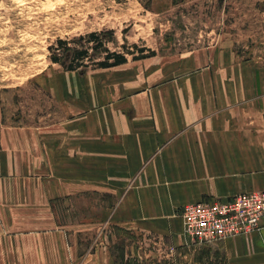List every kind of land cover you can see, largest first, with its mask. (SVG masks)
I'll use <instances>...</instances> for the list:
<instances>
[{
	"label": "crops",
	"instance_id": "crops-1",
	"mask_svg": "<svg viewBox=\"0 0 264 264\" xmlns=\"http://www.w3.org/2000/svg\"><path fill=\"white\" fill-rule=\"evenodd\" d=\"M36 82L56 116L0 124V264H116L113 226L194 264H264V228L187 247L177 213L264 190L263 62L216 42L82 72L51 63ZM84 193L101 217L60 222L55 204Z\"/></svg>",
	"mask_w": 264,
	"mask_h": 264
},
{
	"label": "rangeland",
	"instance_id": "rangeland-1",
	"mask_svg": "<svg viewBox=\"0 0 264 264\" xmlns=\"http://www.w3.org/2000/svg\"><path fill=\"white\" fill-rule=\"evenodd\" d=\"M90 32L111 51H130L127 58L141 54V47L164 55L227 42L241 58L264 63V0H0V124H43L56 116L57 105L36 78L56 63L52 55L61 68L74 50L86 47L88 66L102 60V49L87 41ZM100 201L91 193L63 199L56 215L63 223L99 219ZM108 230L116 264H194L197 258L181 249L171 254L152 235ZM88 233L82 235L85 246Z\"/></svg>",
	"mask_w": 264,
	"mask_h": 264
},
{
	"label": "built area",
	"instance_id": "built-area-1",
	"mask_svg": "<svg viewBox=\"0 0 264 264\" xmlns=\"http://www.w3.org/2000/svg\"><path fill=\"white\" fill-rule=\"evenodd\" d=\"M187 247L200 248L264 228V190L235 194L225 199L201 200L178 208ZM176 247L169 248L170 253Z\"/></svg>",
	"mask_w": 264,
	"mask_h": 264
},
{
	"label": "trees",
	"instance_id": "trees-1",
	"mask_svg": "<svg viewBox=\"0 0 264 264\" xmlns=\"http://www.w3.org/2000/svg\"><path fill=\"white\" fill-rule=\"evenodd\" d=\"M87 41H88V43L93 42V44L91 45L92 49L96 50V49L100 48L104 52L102 60L93 62L94 63L93 66H95V67H107V66H112V65H116V64L125 62L127 60V57L125 54H127V53L132 54L128 50H126L125 53L109 50L107 47L104 46L103 39L100 36V34L97 32L88 33L87 34ZM57 43L61 47H63L66 44V42H64L61 39L57 40ZM138 50L141 52V54L133 55L132 56L133 59H138V58H142V57H146V56H150V55L155 54V52H153V51H150L146 54L142 53L144 51V49L142 47L138 48ZM50 59L52 60V62H56V63L61 62V59L58 57V55H52L50 57ZM86 59H90L87 47L84 49L74 50L73 55H72V59L63 68L65 70H76V69H78V70H80V72H82L88 66L87 63L84 62V60H86ZM115 263H116V261H115Z\"/></svg>",
	"mask_w": 264,
	"mask_h": 264
},
{
	"label": "bare ground",
	"instance_id": "bare-ground-1",
	"mask_svg": "<svg viewBox=\"0 0 264 264\" xmlns=\"http://www.w3.org/2000/svg\"><path fill=\"white\" fill-rule=\"evenodd\" d=\"M253 233H255V232H253ZM257 233V232H256Z\"/></svg>",
	"mask_w": 264,
	"mask_h": 264
}]
</instances>
